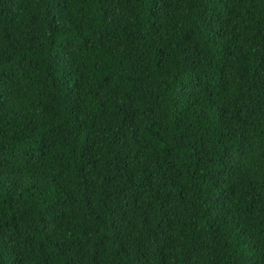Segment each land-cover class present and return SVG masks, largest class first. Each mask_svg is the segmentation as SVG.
I'll use <instances>...</instances> for the list:
<instances>
[{
  "label": "trees",
  "instance_id": "1",
  "mask_svg": "<svg viewBox=\"0 0 264 264\" xmlns=\"http://www.w3.org/2000/svg\"><path fill=\"white\" fill-rule=\"evenodd\" d=\"M0 264H264V0H0Z\"/></svg>",
  "mask_w": 264,
  "mask_h": 264
}]
</instances>
